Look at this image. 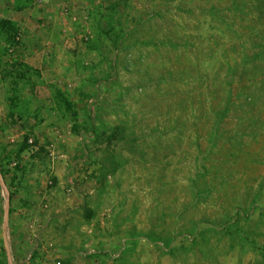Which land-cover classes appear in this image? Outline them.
Segmentation results:
<instances>
[{
	"label": "rangeland",
	"instance_id": "374dc122",
	"mask_svg": "<svg viewBox=\"0 0 264 264\" xmlns=\"http://www.w3.org/2000/svg\"><path fill=\"white\" fill-rule=\"evenodd\" d=\"M0 170V264H264V0H0Z\"/></svg>",
	"mask_w": 264,
	"mask_h": 264
},
{
	"label": "water",
	"instance_id": "95a60500",
	"mask_svg": "<svg viewBox=\"0 0 264 264\" xmlns=\"http://www.w3.org/2000/svg\"><path fill=\"white\" fill-rule=\"evenodd\" d=\"M0 184L8 196V199L6 200L5 214H4V222H5L4 227L6 229V227L8 225V221H9V215H10L11 197H10V192H9L8 186L6 184V181L4 179V176H3V173L1 170H0ZM4 243H5V248H6V252H7L8 262H9V264H14V258H13V254H12L11 245H10V242L8 240V236H7L6 232L4 233Z\"/></svg>",
	"mask_w": 264,
	"mask_h": 264
},
{
	"label": "trees",
	"instance_id": "16d2710c",
	"mask_svg": "<svg viewBox=\"0 0 264 264\" xmlns=\"http://www.w3.org/2000/svg\"><path fill=\"white\" fill-rule=\"evenodd\" d=\"M5 24L2 25V28H3V32H6V35H7V38H13L15 36V34L17 33V30L16 28L13 26V24L11 22H4ZM8 25V26H7ZM5 26V27H4ZM7 29V30H6ZM110 33L114 32V29L111 28L110 29ZM14 39V38H13ZM26 148H28V145H26L23 150H25ZM3 198V195L2 193L0 192V199ZM11 248H12V254H13V258H14V263H16V256H15V252H14V248L13 246L11 245ZM7 260H8V257H7Z\"/></svg>",
	"mask_w": 264,
	"mask_h": 264
},
{
	"label": "built area",
	"instance_id": "2783aa9c",
	"mask_svg": "<svg viewBox=\"0 0 264 264\" xmlns=\"http://www.w3.org/2000/svg\"><path fill=\"white\" fill-rule=\"evenodd\" d=\"M43 1H45V0H43Z\"/></svg>",
	"mask_w": 264,
	"mask_h": 264
},
{
	"label": "crops",
	"instance_id": "0c3cea01",
	"mask_svg": "<svg viewBox=\"0 0 264 264\" xmlns=\"http://www.w3.org/2000/svg\"><path fill=\"white\" fill-rule=\"evenodd\" d=\"M68 2H69V0H68Z\"/></svg>",
	"mask_w": 264,
	"mask_h": 264
}]
</instances>
